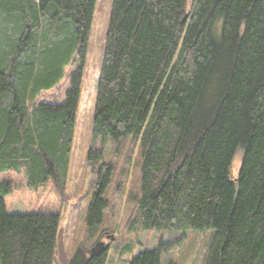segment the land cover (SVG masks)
Segmentation results:
<instances>
[{"label": "trees", "instance_id": "trees-1", "mask_svg": "<svg viewBox=\"0 0 264 264\" xmlns=\"http://www.w3.org/2000/svg\"><path fill=\"white\" fill-rule=\"evenodd\" d=\"M95 5L0 0V171H24L32 188L50 180L61 197ZM66 65L63 101L32 103ZM92 129L137 146L131 226L176 233L128 264H161L185 230L207 229L203 264H264V0H111ZM86 162L96 174L85 215L94 237L115 166L102 145ZM12 188L0 180V264H53L60 214L7 212ZM93 245L64 261L106 264L109 247Z\"/></svg>", "mask_w": 264, "mask_h": 264}, {"label": "rangeland", "instance_id": "rangeland-1", "mask_svg": "<svg viewBox=\"0 0 264 264\" xmlns=\"http://www.w3.org/2000/svg\"><path fill=\"white\" fill-rule=\"evenodd\" d=\"M110 7L111 0H96L72 142L66 194L61 197L50 180L38 188H32L27 184L24 171H0V180L10 178L13 183L12 192L4 195L7 212L53 211L60 214L59 239L53 264H67L63 258L71 257L79 248L89 247L98 239L106 243L109 240L108 234H114L115 238L110 241L106 264H128L132 256L157 246L160 239L167 241L176 234L170 229H141L137 224L131 226L129 221L134 214L135 204L130 196L137 195L139 188L137 146L133 145L129 135L119 144H115L110 137H104L92 129L96 80ZM216 26L219 29L220 21ZM71 69L72 66L66 65L58 83L38 93L32 103L63 101ZM98 145H102L104 160L111 161L115 171L104 193L108 206L102 223L96 235L90 237L86 229L85 215L94 191L96 174L86 162V152ZM241 155L242 149L239 148L232 162V174H235L240 166ZM213 232V229L185 230V240L169 253L161 254V264H166L167 259L174 264H203L206 245Z\"/></svg>", "mask_w": 264, "mask_h": 264}, {"label": "water", "instance_id": "water-1", "mask_svg": "<svg viewBox=\"0 0 264 264\" xmlns=\"http://www.w3.org/2000/svg\"><path fill=\"white\" fill-rule=\"evenodd\" d=\"M186 16L183 17V19H185ZM107 238H109V240L104 243L102 241H100L99 239L94 243V245L92 246V249L101 247V248H108L110 246V241L114 240L115 236L114 234H108Z\"/></svg>", "mask_w": 264, "mask_h": 264}]
</instances>
